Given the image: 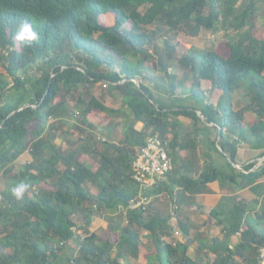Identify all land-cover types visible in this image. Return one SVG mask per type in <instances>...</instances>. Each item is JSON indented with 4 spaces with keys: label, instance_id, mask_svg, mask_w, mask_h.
Instances as JSON below:
<instances>
[{
    "label": "trees",
    "instance_id": "16d2710c",
    "mask_svg": "<svg viewBox=\"0 0 264 264\" xmlns=\"http://www.w3.org/2000/svg\"><path fill=\"white\" fill-rule=\"evenodd\" d=\"M261 1L0 0V173L9 180L0 185V264H259L264 204L256 218L248 215L254 206L245 199L222 196L209 211L221 237L191 234L180 209L195 204L197 194L212 192L210 185L232 192L264 176V159L241 168L231 163L238 162L241 142L264 157V35L253 31ZM25 21L39 34L30 47L17 38ZM202 29H232L238 38L226 44L227 54L190 47L175 58L171 36H196ZM161 37L164 54L157 47ZM172 66L183 71L178 81ZM155 68L164 72L165 83L152 74ZM203 80L221 91L216 103L207 101ZM101 81L114 85L128 111L89 93ZM235 91L242 96L237 109ZM95 112L120 118L118 141L97 134L90 120ZM179 116L192 121L196 138L203 134L199 140L209 164L196 175L187 155L198 140L189 137ZM61 124L87 134L77 143L62 135L70 146L64 151L55 142ZM167 128L173 166L143 188L153 196L145 208H130L140 191L132 176L137 147L155 133L166 140ZM26 150L31 160L13 173L15 159ZM22 181L31 185L30 193L17 201L10 187ZM161 194L172 211L157 204ZM118 211L123 218L110 216ZM173 212L185 242L165 240L174 231ZM94 217L107 219L108 234L89 230ZM78 229L85 234L76 235ZM141 230L154 245L144 259ZM191 242L197 243L194 257L187 253Z\"/></svg>",
    "mask_w": 264,
    "mask_h": 264
},
{
    "label": "rangeland",
    "instance_id": "374dc122",
    "mask_svg": "<svg viewBox=\"0 0 264 264\" xmlns=\"http://www.w3.org/2000/svg\"><path fill=\"white\" fill-rule=\"evenodd\" d=\"M258 5L260 7V9H262L260 11L259 9V14L257 15V18L255 19V27L253 28V31L256 30V34L259 35H264V14L262 13L263 11V7H264V3L258 2ZM100 21H106L104 20L103 17H100L99 19ZM109 24L113 22V17L110 16V19L107 21ZM152 27V26H151ZM238 37L234 34L232 29H227V30H223L220 29L218 31H211L208 29H202L198 35L196 36H189L186 35L182 32H178L176 35L171 36V43L175 46L174 49V53L173 56H175V58L179 57L183 52H185L187 49H189L190 47H194V48H199V49H216V50H220L223 54H227V47L226 44H228L229 41H234L236 40ZM164 37H161L157 40V47L158 50L161 51V53H165V43L163 41ZM159 56H155L154 59L157 60ZM175 63V60H174ZM118 69V67H116V70ZM169 70L171 72H174L176 74V80L178 81L180 77H182L183 71L180 68H175V66H172L169 68ZM18 74L22 73L21 70H19L17 72ZM152 74L155 75V77H157L158 79H160L163 83H165L167 81V77L165 76L164 72L159 71L158 69H153ZM10 79V77H9ZM136 79V78H134ZM137 82L140 83V81L137 79ZM146 83L149 84V86H152L153 83L152 81H145ZM188 81H186L187 83ZM188 85V83H187ZM200 88L204 91V95L207 99V101H211L213 103H216L218 100V97L221 94V91L218 89H212L210 90V82L203 80L201 82ZM178 93L180 92V87L177 88L176 90ZM89 93L92 95H95L96 97H98L99 99H101L106 105L110 106V107H114V108H120L123 109L125 111H128L126 104L123 102L122 99V94L114 87L113 84L109 83V82H96L94 84V86L89 90ZM130 93H136L135 90H130ZM138 94V93H137ZM233 106L234 108H239L242 105V96L240 94L239 91H235L233 93ZM179 119H181L183 125L186 127L187 130L190 131L189 137L192 138H196L195 135L193 134L192 130H193V126H192V121L184 116H179ZM90 120H92L93 122L96 123V125H98L97 127V134L101 135V139L103 137L111 139L113 142L118 141V139L121 137V120L120 118L117 117H110L106 114H104L103 112H95L93 115H90ZM74 124V123H72ZM246 124V122H245ZM136 127L137 128H141L142 123L141 122H136ZM65 131H67L68 133H65ZM57 136L55 138V142L56 143H61L63 150L67 151L70 146L69 144L65 141L64 139V135L66 136L67 139H69L72 142L77 143V140L79 137H82L84 135L87 134V132H80L79 129H77L75 126L72 125H67V124H61L58 125L57 130H56ZM203 136V134H198L197 136V140H198V144L196 145V149H195V154L193 152V150H188L189 154L187 155V157H189L190 159H192V161L195 163L194 165L196 166V171H195V175L198 174L202 169L206 168L209 164V159L204 155V149H205V145L203 144L202 141H200L199 139ZM165 137H166V142L169 141V139L172 137V132L170 130V128H167V132H165ZM211 137H214V133L211 134ZM77 145L73 146V149L77 148ZM238 150H239V159L242 160L245 156L246 158L250 159L249 161H253V160H257V163L260 162L259 158L255 159V154L253 151H249L247 150V146L246 144H242V142L240 144H238ZM244 148V149H242ZM180 155H184V151H180L179 153ZM172 157V155H170ZM215 157L217 158V160L219 162L223 161V158L215 153ZM31 160V155L30 153L26 150L25 152H23L21 155H19L15 161H14V171L13 173H16L17 169L19 168V166L24 165L26 162ZM247 161V162H249ZM241 161H239V167H241ZM4 173H0V185L2 187H5V183H7V181H9L8 179L3 177ZM12 176V175H11ZM10 176V177H11ZM85 185L92 191L95 192L96 189L94 186H92L90 183H85ZM13 187V186H12ZM10 187V189L12 188ZM30 193V191H29ZM238 198H240V196L237 195ZM153 199V196L151 198V201ZM157 204L159 206H161L163 209L166 210H170L172 211L171 208H173V205H171L170 200L168 199L167 195L165 194H161L159 196V200L157 202ZM211 206L209 205L207 207H202L199 204H193L191 206H186L183 205L180 209V214L183 215L185 217V219L187 218L191 224V233L192 234H199L201 237H212V236H222V233L220 231V226L215 225V221L212 217H209V211L211 210ZM174 213V212H173ZM108 215V214H106ZM110 216L114 217L115 219H121L123 218L122 216L119 215V211L118 212H114L111 213ZM171 224L174 227V231L173 234L170 237H165V240H171V239H177L180 240L182 242L186 241L185 236L183 235V233L178 229L177 226V217H176V213H174L172 219H171ZM106 225H107V219L105 217L100 218V217H94L91 224L89 225V230L94 231L97 234H105L107 233V229H106ZM141 259H144V254L146 250H151L154 249V245L145 237L143 236L146 232L145 230H141ZM85 233L78 229L76 230V235H84ZM108 234V233H107ZM107 236V235H106ZM238 236L234 235L233 239L234 242L237 240ZM70 246H72L73 248L76 247V240L72 239L70 242ZM196 245L197 243L195 242H191L189 244V248L187 253L190 256H195V249H196ZM204 260V259H203ZM204 263L206 264L205 260ZM131 264H138V262L136 260H131ZM260 264V263H259Z\"/></svg>",
    "mask_w": 264,
    "mask_h": 264
},
{
    "label": "built area",
    "instance_id": "2783aa9c",
    "mask_svg": "<svg viewBox=\"0 0 264 264\" xmlns=\"http://www.w3.org/2000/svg\"><path fill=\"white\" fill-rule=\"evenodd\" d=\"M166 145V140L155 133L146 137L144 145L137 147L132 162V176L140 184V191L130 200V208H145L152 196L144 194L143 188L153 185L172 168V157ZM258 258L259 263L264 264V246L260 247Z\"/></svg>",
    "mask_w": 264,
    "mask_h": 264
},
{
    "label": "crops",
    "instance_id": "0c3cea01",
    "mask_svg": "<svg viewBox=\"0 0 264 264\" xmlns=\"http://www.w3.org/2000/svg\"><path fill=\"white\" fill-rule=\"evenodd\" d=\"M238 148H237V161L238 162L241 161L240 162L241 164L248 163L247 161H249L250 159L246 158V156L242 160L239 159L240 155H239ZM242 149H244V148H242ZM247 150L254 152L255 159L259 158V157H256L258 150L252 149L249 147H247ZM210 186H211L212 192L202 193V194L196 195V204H199L204 208L209 206V205H212L211 206V208H212V207L216 206V204L218 203L219 199L222 196H227L229 194L238 195V196H240V198H243V199H245V201L250 203V205L254 206V207H252V210H251V212H249L248 215L257 218V217H260V215L262 214L261 209H262V206L264 204V176L259 178L251 186H248L245 188H240V189L235 188L232 192H228L225 189H221L217 184L210 185ZM215 225H217V224L215 223ZM217 226H219V225H217ZM236 235L238 236V234H236ZM233 242H234V239H233Z\"/></svg>",
    "mask_w": 264,
    "mask_h": 264
},
{
    "label": "clouds",
    "instance_id": "9594fccd",
    "mask_svg": "<svg viewBox=\"0 0 264 264\" xmlns=\"http://www.w3.org/2000/svg\"><path fill=\"white\" fill-rule=\"evenodd\" d=\"M17 38L30 47L32 42L39 38V34L34 30L31 23L25 21L22 22L19 27ZM30 188L31 185L29 183L23 181L19 182L11 188V195L15 200L21 201L24 199L25 194L30 190Z\"/></svg>",
    "mask_w": 264,
    "mask_h": 264
},
{
    "label": "water",
    "instance_id": "95a60500",
    "mask_svg": "<svg viewBox=\"0 0 264 264\" xmlns=\"http://www.w3.org/2000/svg\"><path fill=\"white\" fill-rule=\"evenodd\" d=\"M137 79H133V81L138 85V86H140V84H139V82H137L136 81ZM198 113H199V111H198ZM208 124H210V123H208ZM220 133V132H219ZM218 133V134H219ZM218 148L222 151V149H221V147L218 145ZM264 159V157H259V160L260 161H262ZM231 163L235 166V167H237V168H241V167H239L238 165H239V163L238 162H236V161H231ZM257 165V164H256ZM255 165V166H256Z\"/></svg>",
    "mask_w": 264,
    "mask_h": 264
}]
</instances>
